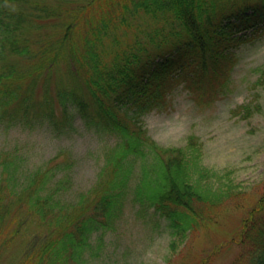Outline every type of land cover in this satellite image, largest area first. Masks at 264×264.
<instances>
[{"label":"trees","instance_id":"obj_1","mask_svg":"<svg viewBox=\"0 0 264 264\" xmlns=\"http://www.w3.org/2000/svg\"><path fill=\"white\" fill-rule=\"evenodd\" d=\"M97 1H87L83 10L92 9ZM242 4L241 0H133L129 11L133 17L144 13L156 22L148 34L149 44L163 47L169 36L173 40L155 54L137 41L135 50L115 52L109 64L102 57L103 43L116 25L111 28L102 20L101 25L89 24L86 31H79L75 13L57 33L48 32L46 26L41 32L38 24L60 17L56 9L42 7L39 0H0V122L29 129L49 123L60 132L69 131L80 119L87 129L114 140L97 182L77 203L66 198L69 180L61 177L54 182L49 169L27 175L16 189V169H11L15 160L4 161L0 235L11 209L26 207L9 239L27 223L36 225L38 240L30 247L34 253L28 264H88L91 256L98 255L104 236L116 228L129 200L153 210L180 240L211 221L217 224L228 209L226 202L236 201L235 184L203 166L199 138L189 136L183 147L160 146L142 118L165 105L175 75L196 79L219 75L236 61L249 31L264 34V0ZM120 22L130 24L126 14ZM167 24L171 30L165 35ZM62 64L81 87L61 86L56 104L48 90L38 100V82L47 81ZM55 165L62 171L69 162ZM136 165L141 175L133 188ZM236 239L249 246L251 264H264V194L243 219ZM87 252L92 254L88 259ZM209 258L202 257L199 264H208Z\"/></svg>","mask_w":264,"mask_h":264},{"label":"rangeland","instance_id":"obj_2","mask_svg":"<svg viewBox=\"0 0 264 264\" xmlns=\"http://www.w3.org/2000/svg\"><path fill=\"white\" fill-rule=\"evenodd\" d=\"M39 1L42 7L56 9L60 15L46 24H38L41 32L46 26L48 32L57 33L74 19L75 13L73 21L79 31H86L89 24L101 25L102 20L109 22L111 28L116 25L103 43L102 57L109 64L115 52L135 50L137 41L155 54L169 48L173 40L169 36L170 44L163 47L149 44L148 34L156 22L144 13L133 17L129 13L133 0H98L92 9L85 10L84 4L92 0ZM258 2L241 0L242 6ZM125 14L129 25L120 22ZM26 25L27 22L23 29ZM170 27L171 24L166 25L165 35ZM247 37L236 61L224 67L219 75L201 79L175 75L168 85L165 105L142 118L149 136L160 146L183 147L189 136L199 138L203 144V166L235 184L236 201L233 198L226 202L228 209L221 212L217 224L211 221L180 240L170 234L166 222L153 210H145L129 200L116 228L104 236L98 255L93 257L91 252L85 255L86 259L91 256L88 264H199L207 256H210L208 264H251L249 246L240 244L236 238L248 211L264 194V34L249 31ZM136 47L139 49V45ZM73 79L62 64L51 78L38 82L35 97L41 100L48 90L56 104V92L61 86L72 83L81 87L79 80ZM113 141L87 129L80 119L69 131L60 132L54 131L49 123H37L29 129L21 125L8 127L0 122V175L4 161L14 159L15 168L11 169H16L18 178L15 188L21 189L27 175L49 169L54 182L61 177L69 180L66 198L77 203L97 182ZM61 160L69 165L59 171L55 163ZM135 167L133 188L141 175L138 166ZM241 198L244 199L240 201ZM25 212L26 207L11 209L0 235V264H28L33 256L30 247L38 240L35 224L27 223L13 240L9 239ZM98 243L95 236L93 244Z\"/></svg>","mask_w":264,"mask_h":264}]
</instances>
